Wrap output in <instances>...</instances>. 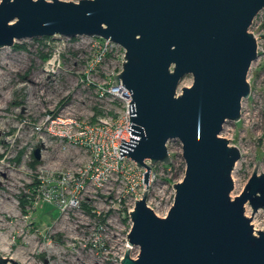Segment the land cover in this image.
<instances>
[{"label": "water", "instance_id": "1", "mask_svg": "<svg viewBox=\"0 0 264 264\" xmlns=\"http://www.w3.org/2000/svg\"><path fill=\"white\" fill-rule=\"evenodd\" d=\"M262 10L264 0L1 1L0 49L60 35L101 38L125 51L112 79L131 98L130 142L121 140L119 150L145 169V190L129 211L120 264H264V231L245 213L246 204L252 215L264 210V173L257 161L233 198L241 152L220 136L251 94L247 76L259 55L250 28ZM187 75L193 83L178 93ZM171 139L182 145L185 172L160 217L147 204L150 173L171 163ZM34 156L40 159L39 147ZM10 261L18 264L0 256V264Z\"/></svg>", "mask_w": 264, "mask_h": 264}, {"label": "rangeland", "instance_id": "2", "mask_svg": "<svg viewBox=\"0 0 264 264\" xmlns=\"http://www.w3.org/2000/svg\"><path fill=\"white\" fill-rule=\"evenodd\" d=\"M88 41L64 39L60 45L66 48L55 73L44 69L51 49L42 39L15 43L23 48L0 49V249H5L0 256L18 264H120L132 226L129 211L145 190L144 168L130 159L129 173L105 163L91 164V148L78 138L77 128L57 123L58 117L93 121L125 110L123 98L101 95V87H109L122 71L124 49L113 47L90 72L92 56L89 47H83ZM247 80L251 94L242 102L241 118L227 121L220 134L241 152L232 172L233 198L243 191L257 161L259 173H264V57L252 64ZM192 83L187 75L178 93ZM167 148L171 163L152 166L148 188L147 204L160 217L171 208L172 185L185 172L180 141L169 140ZM245 209L255 231H264V210L252 215L249 204ZM26 249L28 256H23ZM138 253L134 247L131 255Z\"/></svg>", "mask_w": 264, "mask_h": 264}, {"label": "built area", "instance_id": "3", "mask_svg": "<svg viewBox=\"0 0 264 264\" xmlns=\"http://www.w3.org/2000/svg\"><path fill=\"white\" fill-rule=\"evenodd\" d=\"M260 11L254 18L250 31L254 34L257 42L258 57H264V15ZM57 38V39H55ZM87 45L83 44V47H89V52L92 56L90 62V72L96 70L105 61L110 52L113 51V47L118 45L111 43L101 38H89ZM64 39L68 38L56 35L53 37L43 38V43L48 45L51 49L48 60L45 62V71L47 73H55L60 67L61 55L65 51L66 45L63 48ZM57 40V41H56ZM55 44V46H52ZM107 74V73H106ZM112 77V75H109ZM101 95H113L115 97H121L126 101L125 110L117 117L108 116L107 114L99 115L95 117L93 121L82 120L79 122L73 120H66L65 118L58 117L57 123L59 127H65L67 124L71 128L76 127L78 130L79 139L90 146L92 152L91 164L105 163L107 166L113 165L117 171L131 172V167L126 161L129 158L126 156H120V143L121 140L130 142L131 131L130 128V93L123 87H112V83L109 87H101ZM125 94L128 96L126 97ZM53 134L58 137H65L64 134L59 131H54ZM131 160V159H130Z\"/></svg>", "mask_w": 264, "mask_h": 264}, {"label": "bare ground", "instance_id": "4", "mask_svg": "<svg viewBox=\"0 0 264 264\" xmlns=\"http://www.w3.org/2000/svg\"><path fill=\"white\" fill-rule=\"evenodd\" d=\"M0 226H1V224H0ZM2 243H1V245L3 246L4 245V243H5V241H4V239H2V241H1ZM0 251H5V249H0ZM28 249H26L24 252H22V255L24 256H28ZM16 255H19V254H16ZM22 255H20L19 257H22Z\"/></svg>", "mask_w": 264, "mask_h": 264}, {"label": "trees", "instance_id": "5", "mask_svg": "<svg viewBox=\"0 0 264 264\" xmlns=\"http://www.w3.org/2000/svg\"><path fill=\"white\" fill-rule=\"evenodd\" d=\"M15 48H23V45H17V44H15V46H14ZM47 57V55H43V58H46ZM37 160V159H36ZM171 166V165H170Z\"/></svg>", "mask_w": 264, "mask_h": 264}]
</instances>
